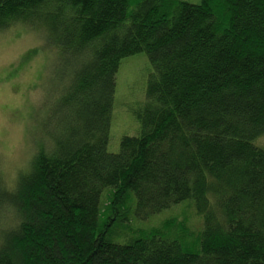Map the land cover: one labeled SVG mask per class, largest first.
<instances>
[{"label":"trees","instance_id":"16d2710c","mask_svg":"<svg viewBox=\"0 0 264 264\" xmlns=\"http://www.w3.org/2000/svg\"><path fill=\"white\" fill-rule=\"evenodd\" d=\"M134 7L0 0V31L42 30L74 70L66 134L13 190L0 175V264H264V0ZM140 53L149 103L112 153L116 77ZM188 201L198 233L143 226Z\"/></svg>","mask_w":264,"mask_h":264},{"label":"rangeland","instance_id":"374dc122","mask_svg":"<svg viewBox=\"0 0 264 264\" xmlns=\"http://www.w3.org/2000/svg\"><path fill=\"white\" fill-rule=\"evenodd\" d=\"M139 1L130 0L129 10ZM61 54L60 48L51 45L42 30L27 23L0 31V162L15 142L23 140L29 145L34 153L33 161L42 152L50 153L57 139L66 134V125L58 117L74 70L63 61ZM152 73L145 53L123 59L116 77L110 152H119L124 136L139 133L137 113L144 111L149 103L147 91ZM254 143L264 149V135ZM0 175L5 181V176ZM23 176H19L16 184ZM195 214L196 208L188 201L151 216L143 226L160 227L165 221L175 219L198 233L203 229V218Z\"/></svg>","mask_w":264,"mask_h":264},{"label":"clouds","instance_id":"9594fccd","mask_svg":"<svg viewBox=\"0 0 264 264\" xmlns=\"http://www.w3.org/2000/svg\"><path fill=\"white\" fill-rule=\"evenodd\" d=\"M33 152L29 145L21 140L12 145L6 153L5 159L0 162V174L5 176V186L13 190L20 175H27L31 171Z\"/></svg>","mask_w":264,"mask_h":264}]
</instances>
